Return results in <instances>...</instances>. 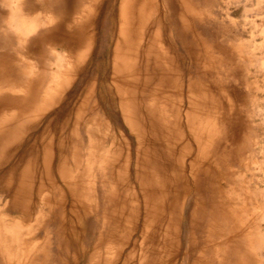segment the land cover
I'll return each instance as SVG.
<instances>
[{
    "label": "rangeland",
    "instance_id": "rangeland-1",
    "mask_svg": "<svg viewBox=\"0 0 264 264\" xmlns=\"http://www.w3.org/2000/svg\"><path fill=\"white\" fill-rule=\"evenodd\" d=\"M173 1L155 134L147 29L110 77L121 0H0V264H264V0H184L188 48Z\"/></svg>",
    "mask_w": 264,
    "mask_h": 264
},
{
    "label": "bare ground",
    "instance_id": "bare-ground-1",
    "mask_svg": "<svg viewBox=\"0 0 264 264\" xmlns=\"http://www.w3.org/2000/svg\"><path fill=\"white\" fill-rule=\"evenodd\" d=\"M151 1L152 0H143L141 2V4L142 3L143 4L142 5L140 4V6H137V0H121L120 9H118V12L115 11V14H114L115 17L113 15L114 24H115V30H114L115 36L113 37V43H112L113 44V49L111 51L112 53H111V61H110L111 62V65H110V67H111V73H112V75H110V77H112V79H113L114 82H117V78H118L117 75L122 74L123 67L126 66V65H124L127 62L126 57H128V60L130 62V65H131V62H133V57H136L137 59L140 57L139 56L140 55V50L139 49L141 48V46H143V45H141L142 43H141L140 40L143 39L144 33H140L139 32V29H140V27H142L144 29H147L148 30L147 32L149 33V41H148L149 43L145 47V49H146L145 54L147 56L146 73H148L147 76H146V79H145L146 85L148 84L149 87L151 86V90H153L154 93H157L158 92V88H157V85H158L157 83L158 82H156L155 79H156V76H160V80L163 79V81L165 83V86H166V89H167L166 90L167 92L165 94L166 95L165 102L162 101V102H164V105L165 106L163 105L162 106L163 109H160V110H164V109L166 110L168 108V111L166 110V112H164L165 111L164 110L163 111L164 113L162 111H157L158 110L156 108L157 105L155 104L154 101H150V104H148V106H147L148 111L151 113V115L153 117L151 119V125H152L153 130L155 131V134H156V131H158L157 129H160L161 130V129H164L165 128L168 131V128H169L166 123L170 122V118H169L168 113L171 111L169 109L170 108L169 105H172V104H169V98L170 97H169V94L168 93L171 92V91L173 92V88H175L176 89V93H178V92H180V89L182 87H181V80H180V66H177V65H179V62L175 65V67L177 66L176 67V70L175 71L174 70L171 71L169 64H172V63L169 62L170 61L169 52L168 51L167 52H162L163 54L162 55L160 54V52L157 50L159 48L156 47V42L157 41L155 42V40L157 39L156 37L158 36V33H155V30H154L155 29L154 28L155 26H154V24H150V23L148 24L147 23V21H148V19H147L148 18V15H149V13L151 15V11H152V9H151V7H152ZM164 1L165 2H168L170 6H173V5L176 6L175 5L176 2L174 4V1L173 0H164ZM183 1L184 0H182V3L180 2L181 5L179 4V7L181 6V8L178 9V6H177V8L175 10V12L177 11V16H175V20H176L175 26L177 27L178 38H179V40L181 42V46L183 47L186 44L185 46L188 48L189 45H191L193 47L192 44L194 43V40L192 41L191 38L188 39V37L187 38L184 37L183 17L181 16L182 9H183V5H184ZM190 11H191V14H192V17H193V10H192V8L190 9ZM119 13H120V16L121 17H117L116 18V14H119ZM184 23H185V21H184ZM157 24H158V22H157ZM157 27H158V25H157ZM158 28H160V27H158ZM156 31H157V29H156ZM157 40L159 42V39H157ZM136 46H138V47H136ZM160 48H162V47H160ZM165 50L166 49H164V51ZM179 55H181V53H179V54L177 53V55H176L177 56V59H178V57H180ZM177 59H176V61L179 60V59L178 60ZM197 60H198V58H197ZM139 63H140L139 59L136 62L134 61L133 68L134 69H137L136 64L139 65ZM200 70H201V68H200ZM56 81H57V83L59 82V78L58 77H57V80ZM115 89L119 93V85H116L115 86ZM149 90H150V88H149ZM170 100H172V99H170ZM172 106H174V105H172ZM119 107H120L119 109H120V113H121L122 118L125 120V122H127L128 121L127 120L128 119L127 116L130 115L132 117V112L127 111V110L125 111V109H124L122 103H120V101H119ZM159 112L162 113L163 116H162V114H158ZM177 113H178V110H177ZM155 124H157V125H155ZM169 124H171V123H169ZM127 126H128V128H130V130H132L131 132H134L135 131V129L133 128V124L132 123H130V122L127 123ZM169 134H170V131H169ZM171 134H172V132H171ZM138 135L139 134H137V136ZM139 136H140L139 139H140V142H141L142 136L141 135H139ZM139 139H137L138 142H139ZM173 140H175V139H173ZM178 140H180V139H178ZM168 141H169V139H167V142ZM175 143L177 145L178 142H175ZM167 144H169V142ZM181 152H182V150H181ZM201 166L200 167H197L198 171H197V174L195 176L196 178H202L203 177L204 170L202 169ZM196 170L194 171V174H195ZM211 173H212V171H211ZM198 181H199V179H198ZM196 182L194 180V187H195V183ZM199 187L200 186H198L197 188L199 189ZM260 190H261V188H260ZM194 191H195V189H194ZM195 194H196V191H195ZM196 201L198 202V200H196Z\"/></svg>",
    "mask_w": 264,
    "mask_h": 264
}]
</instances>
